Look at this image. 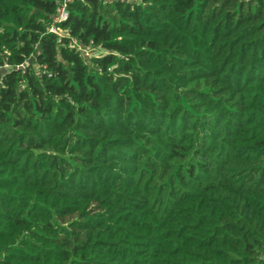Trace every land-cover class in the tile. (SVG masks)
I'll use <instances>...</instances> for the list:
<instances>
[{
  "label": "trees",
  "instance_id": "16d2710c",
  "mask_svg": "<svg viewBox=\"0 0 264 264\" xmlns=\"http://www.w3.org/2000/svg\"><path fill=\"white\" fill-rule=\"evenodd\" d=\"M0 264H264V0H0Z\"/></svg>",
  "mask_w": 264,
  "mask_h": 264
},
{
  "label": "built area",
  "instance_id": "2783aa9c",
  "mask_svg": "<svg viewBox=\"0 0 264 264\" xmlns=\"http://www.w3.org/2000/svg\"><path fill=\"white\" fill-rule=\"evenodd\" d=\"M64 6L61 5L59 7L58 13L56 14V16L53 18L55 22L61 21L65 18V12H64ZM51 32L53 33H61L63 32V30H60L58 27L52 26L49 29Z\"/></svg>",
  "mask_w": 264,
  "mask_h": 264
}]
</instances>
